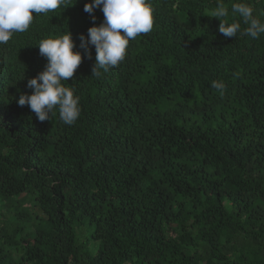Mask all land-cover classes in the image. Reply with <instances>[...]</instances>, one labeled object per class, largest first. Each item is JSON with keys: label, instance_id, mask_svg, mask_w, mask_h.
I'll return each instance as SVG.
<instances>
[{"label": "trees", "instance_id": "obj_1", "mask_svg": "<svg viewBox=\"0 0 264 264\" xmlns=\"http://www.w3.org/2000/svg\"><path fill=\"white\" fill-rule=\"evenodd\" d=\"M92 2L0 44V264H264V33L231 13L264 23V0H147L151 32L100 78L79 39L104 22ZM219 2L235 37L209 17ZM67 32L82 63L61 83L80 115L40 122L18 100L48 63L40 41Z\"/></svg>", "mask_w": 264, "mask_h": 264}, {"label": "clouds", "instance_id": "obj_2", "mask_svg": "<svg viewBox=\"0 0 264 264\" xmlns=\"http://www.w3.org/2000/svg\"><path fill=\"white\" fill-rule=\"evenodd\" d=\"M68 7L67 0H0V44H7L13 33L27 31L34 15L54 12L61 6ZM102 5L104 22L100 26L88 29V39L79 37L80 47L88 51V46L95 47V65L92 76L100 78L111 68L118 67L127 54L130 40L151 32L155 20L154 10L147 0H93L84 5V11L92 15L94 9ZM231 13L239 15L246 26L243 35L256 39L264 33V23L254 17V8L245 3L231 5ZM228 7L219 2L209 17L217 18L219 33L225 38H232L241 29V22L228 23ZM93 22L95 16H92ZM39 54L48 61L46 68L36 78L28 80L27 87L33 89L29 95H21L18 105L30 107L40 122L49 120V114L58 108L61 121L66 125L75 123L80 115L79 97L61 82L74 77L82 63L79 52L73 51L75 45L71 34L58 38L41 40L38 44ZM89 58L90 54H89ZM212 87L223 96V82L213 81ZM54 114V113H53Z\"/></svg>", "mask_w": 264, "mask_h": 264}]
</instances>
